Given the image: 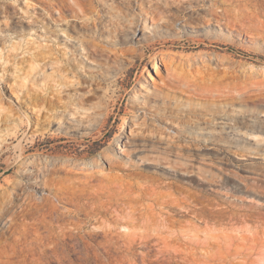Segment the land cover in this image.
Segmentation results:
<instances>
[{
    "label": "rangeland",
    "instance_id": "1",
    "mask_svg": "<svg viewBox=\"0 0 264 264\" xmlns=\"http://www.w3.org/2000/svg\"><path fill=\"white\" fill-rule=\"evenodd\" d=\"M146 2L0 0V264H264V249L226 251L254 231L244 216L264 215V0H160L164 21L198 23L177 32L148 19ZM140 19L150 33L135 40ZM220 94L235 97L238 126L221 143L205 138ZM129 127L136 148L122 154L115 141ZM86 169L141 189L155 226L126 206L77 212L69 199ZM104 223L121 235L108 247Z\"/></svg>",
    "mask_w": 264,
    "mask_h": 264
},
{
    "label": "bare ground",
    "instance_id": "2",
    "mask_svg": "<svg viewBox=\"0 0 264 264\" xmlns=\"http://www.w3.org/2000/svg\"><path fill=\"white\" fill-rule=\"evenodd\" d=\"M159 1L160 0H147V2L145 3V5H147L149 7L148 10H146V14H150V18H148V19H151V20H154L155 18H159V20L161 19V21H162L161 26L163 28H165L166 30H171L173 32H177L180 28L186 29V30L187 29L188 30L189 29L190 30L197 29L198 23L188 22L185 19V17H183L182 15H174V20H175L174 22L164 21L163 16H162L163 12L160 11V6L158 5ZM173 1H175V0H173ZM142 5H144V3ZM148 19H140L138 21V23H134L133 37L135 40H142V39H144L145 33H150V30H146L147 29L146 22ZM93 26H94V28H96L95 25H93ZM257 35H259V34H257ZM257 35L253 32H249V33L247 32V36L251 39H257L259 37H262L261 36L262 34L260 36H257ZM100 36H102V34H99L98 37H100ZM67 38L72 41V43H71L72 46L75 47L76 49H78V52H79V50H81V51L85 50V46H84L85 40L83 38L68 37V36H67ZM88 47L90 49L94 50L95 52L100 53V55H104L106 52H108L107 50H104L102 48L99 49L98 45H96L93 41H91V44H89ZM125 51L128 52V51H135V50L134 49H128V50L127 49L126 50L119 49L117 51L114 50L111 52V55L113 57H116L118 53L123 54V53H125ZM141 56H142V54H140V57ZM158 57H159V60L164 65L165 69H168V68L176 69L178 67V65L176 64L175 57H172L169 54L164 53V52L161 53ZM152 61H153V66L156 67L155 56H154ZM178 64H180V63H178ZM100 74H101V72H100ZM152 93H154V92H152ZM260 97H262L261 99L264 100V94H261ZM214 99H216L215 101L220 102L219 103L220 106H217L216 110L213 111L212 114H209L210 119L207 120L206 122L210 126H209V128H205V131H206L205 138L209 139L210 141L216 140V138H217L218 140H220V143H221V142H223L222 138L226 134L227 129L231 132H233V130L234 131L238 130L237 120L232 115L233 111L232 112L228 111L229 110L228 106H231L234 104L235 97L233 95L228 96V95L220 94V95H217V97H214ZM48 101H49V99H48ZM32 107L35 108L34 106H32ZM88 109L89 108H85L81 102H79L75 106V110L83 111L82 112L84 114V115H82L83 118L84 117L88 118L91 116L90 113H87ZM163 121H165V120H163ZM215 122H217V124H219L218 129L213 127ZM133 123H135V122H133ZM166 123L170 124L169 121H166ZM132 126H134V125H132ZM128 129H129L128 135L123 134V138L121 141L119 139H116V141H115V146L117 147V149L122 154H123V151L125 150V148H128V149L133 151L134 149L132 147H135L134 141H133V138H134L133 135L135 133V130H133L131 127H129ZM250 131H252V130H250ZM250 133L252 134L254 132H250ZM119 143H122V144L120 145ZM104 158H105L104 161L107 163V161H106L107 157L104 156ZM126 159L129 162L130 161H138V162L142 161V157L138 154H135V152H133V155H130V158H126ZM109 162H111L113 166L121 167V163L118 161L109 160ZM144 162H145V160H144ZM129 164H130V166H134L133 165L134 163H129ZM89 165L94 167V164H89ZM82 174H83L82 175L83 181H82L81 188H79L80 189L79 192H81L79 195L80 196H83L84 194L87 195V196H85L86 200L84 202H80L78 200V196L76 195V192H78L79 189L74 190L73 197L69 199L70 202H72L74 205L77 206V208H75V210L77 212L82 211V213H83V211H85L87 213H91V212H94V213L101 212L102 213V211H107V210H110L112 208L117 209L119 207L120 209H123V207L126 206V207L132 209V211H134V212L139 211L138 214H135V213L132 214L134 216L133 219H135L137 221L142 219L147 225H154L155 226V224H156L155 213L153 212L151 206H147L144 203H142L144 192L141 189H139V188H137L138 190L133 189L130 186H128L126 183H124L123 181L121 182L122 178L118 175H112V176H110L109 181L107 179H106L107 180L106 181L105 178H103L105 174L103 175L102 171L100 172V174L98 173L99 174L98 175V174H96V172H94V170H87L86 169V170H82ZM92 182H94V183L91 184ZM131 186H133V184H131ZM150 189H152V188H150ZM234 213H236V212H234ZM89 215H91V214H89ZM9 219H10V217H9ZM160 221L161 222H158V224L162 225L161 226L162 228H164V227H166V229L169 228L168 225L166 226V220L165 219H161ZM241 222L245 223L247 225L249 224L250 227H254V231L249 236L244 235V234L241 235V237H240L241 242L236 247H233L231 249L230 247L226 246L227 256L245 258L244 256H247L248 253H250V252L251 253L261 252L262 249H264V215L261 214L258 217V221H256V219H253L252 216L247 215V216H244V218L242 219ZM252 223H257V225L254 226ZM115 231L116 230L113 229V227L106 225L104 223V226L101 228V231H100V233L102 235L101 241H102V244L104 246L108 247V246L116 243L115 238L121 237V235L116 234ZM170 231L171 230H169V232ZM165 236L159 237V235H158V237L157 236L156 237L162 241V244L164 245L163 247L166 250L171 245H170V241H168L167 240L168 238ZM0 242H1V237H0ZM171 248H172V246H171ZM186 251L187 252L184 251V253L187 254L189 250H186ZM125 253H127V252H125ZM189 256H191V255H189ZM242 260H244V259H242ZM125 262H127V258L124 257L119 261V264H126ZM128 263L129 264H136L135 260H133V261L129 260Z\"/></svg>",
    "mask_w": 264,
    "mask_h": 264
}]
</instances>
